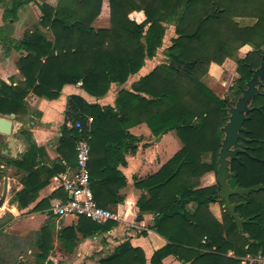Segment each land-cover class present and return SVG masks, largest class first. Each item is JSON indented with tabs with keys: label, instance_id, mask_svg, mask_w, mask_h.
I'll return each instance as SVG.
<instances>
[{
	"label": "trees",
	"instance_id": "16d2710c",
	"mask_svg": "<svg viewBox=\"0 0 264 264\" xmlns=\"http://www.w3.org/2000/svg\"><path fill=\"white\" fill-rule=\"evenodd\" d=\"M2 4L8 7L6 0H0ZM24 4V0H13L7 14H16ZM103 8L109 11L111 28L95 30L92 24ZM41 10V25L54 30V44L38 32L21 43L28 52L20 64L26 81L17 87L1 86L0 114L19 115L31 93L56 100L66 85L81 84L90 95L104 97L113 83L125 84L147 58L157 55L168 26L176 31L177 38L164 50L168 64L141 79L133 87L135 93L122 91L116 109L89 105L78 96L68 103L66 118L81 122L84 129L79 133L65 127L60 141L63 165L55 170L60 173L76 167L77 142L90 137L91 188L102 208L111 209L110 204L120 201L109 197L125 185L112 160L117 146L128 139L129 128L145 123L156 137L175 132L182 144L181 151L157 174L138 184L149 194V198L141 197L138 209L156 215L152 230L168 243L148 262L144 251L127 241L99 264H163L170 256L185 264H242L240 258L264 254V190L230 198L232 204L241 203L235 210L241 219L251 218L242 232L227 209L221 221L210 210L212 204L225 205L219 199L217 172L222 129L231 104L202 82L212 64L222 66L227 59H235L239 78L229 92L235 99L242 97L252 71L264 61V0H60L57 8L44 5ZM133 12H143L146 20L141 24L131 21ZM244 18L255 20L254 25L240 26L237 19ZM247 45L254 50L239 58L238 51ZM258 90L251 105L254 111L247 114L244 123L242 136L246 141H242L240 160L231 161V172L238 174L229 181L232 189L264 185V80ZM131 117L138 123H132ZM89 118L93 119L91 125ZM119 133L124 137L116 139ZM20 134L26 139L28 152L22 161L10 160L8 164L27 174L16 199L26 208L57 172L39 168V150L31 133L23 130ZM101 135L109 139L103 141ZM101 144L106 165L98 163ZM207 155L212 156L211 163L204 161ZM45 174L47 180L39 183ZM48 202L42 201L33 210L48 209ZM79 220L77 231L86 237L115 226L114 222L99 225L84 217ZM38 237L37 263H41L52 250L49 227ZM70 239L76 241V231L63 230L60 240ZM230 252L236 258L228 257Z\"/></svg>",
	"mask_w": 264,
	"mask_h": 264
},
{
	"label": "crops",
	"instance_id": "0c3cea01",
	"mask_svg": "<svg viewBox=\"0 0 264 264\" xmlns=\"http://www.w3.org/2000/svg\"><path fill=\"white\" fill-rule=\"evenodd\" d=\"M12 1L6 0L8 7L5 4L0 5V88L3 84L8 87H17L25 83L26 79L21 73L20 64L28 52L20 45L29 35L38 32L54 44V30L41 25L43 17L41 8L47 5L55 9L60 0H24L25 4L16 14L8 15L6 9L11 10ZM105 6L107 2H104L103 7ZM109 15V11L103 8L100 17L94 20L92 28L109 30L111 28ZM129 18L138 24L146 20L143 12H133ZM168 27L164 46L157 55L147 58L143 68L131 75L125 84L113 83L104 97L90 95L81 84L66 85L56 100H49L31 93L25 98L19 115L0 114V117L13 122L11 139L9 141L7 138L0 139V199L7 185L6 198L0 207V264H99L101 260L113 255L115 250L127 241L134 248L142 249L147 261L150 262L154 253L168 243L155 230H152L156 215L140 212L138 209L141 197L149 198L148 192L138 187V184L157 174L181 151L182 144L175 132L156 137L145 123L135 124L129 128L128 139L121 146H117L116 155L112 160L116 170L122 175L125 185L118 186L119 189L115 191V195H109L110 198L115 197L120 201L110 204L108 208L121 215V222L115 223L108 232L86 237L77 231L79 218L57 219L50 213L53 200L68 199L69 196L63 188V179L75 170V167H68L60 173L55 170L57 165L60 169L63 165V154L60 150L63 130L65 127L71 129L68 126L70 121L66 118L70 98L78 96L89 105L116 109V103L122 91L135 93L133 87L141 79L147 77L160 65L168 64L164 50L172 44L173 39L177 38L175 27ZM240 51L242 52L240 58H243L252 51V47L247 45ZM228 66L236 67L231 60H227L222 66L212 64L202 82L216 93V88ZM142 96L147 97L143 94ZM137 116L139 115L134 114L133 117ZM133 117H131L132 123H138L137 118ZM23 130L31 133L37 145L39 168L57 172L55 177L48 180V185L40 190L36 200L26 208L21 207L16 199L24 189L22 180L27 174L8 164L10 160L22 161L23 156L28 152L26 139L20 134ZM116 136V139L124 137L120 133ZM101 139L106 141L109 137L101 135ZM97 155L101 160L98 163L106 165L107 158L102 144L98 148ZM47 178L48 175L45 174L38 182L44 183ZM46 200L50 204L48 209L33 210L39 203ZM189 209L193 212L195 206L191 204ZM210 210L218 220H222L219 203L212 204ZM45 227L50 229L52 250L45 262L37 263L38 234ZM65 229L76 231L75 242L72 239L67 242L60 240L61 232ZM32 233L33 239L29 243L33 247L27 249L26 238ZM228 257L236 258L233 252H230ZM244 258H240L242 264H245ZM163 264L185 263L175 256H170L163 261Z\"/></svg>",
	"mask_w": 264,
	"mask_h": 264
},
{
	"label": "water",
	"instance_id": "95a60500",
	"mask_svg": "<svg viewBox=\"0 0 264 264\" xmlns=\"http://www.w3.org/2000/svg\"><path fill=\"white\" fill-rule=\"evenodd\" d=\"M252 79L248 82V88L243 92L242 97L238 99L235 105H229L227 110L229 113L228 122L222 129L224 139L222 142L221 151L219 153V167L217 185L220 187L219 199L225 203L224 208L230 213L236 222L240 232H242L243 225L251 222V218L243 220L235 212L236 208L241 205L232 204L230 198L232 196L247 197L253 192H259L264 190V185H258L250 188H242L240 185L234 189L231 188L229 181L237 177V173H232L230 165L232 160H240L238 155L244 149L242 141L246 139L242 136V132H245L244 123L248 119L247 114L254 111L251 107L253 100L257 96L258 88L262 85L264 80V61L261 67L257 70H253ZM13 132V122L10 119L0 117V139H11ZM7 194V185L5 192L0 199V207Z\"/></svg>",
	"mask_w": 264,
	"mask_h": 264
},
{
	"label": "built area",
	"instance_id": "2783aa9c",
	"mask_svg": "<svg viewBox=\"0 0 264 264\" xmlns=\"http://www.w3.org/2000/svg\"><path fill=\"white\" fill-rule=\"evenodd\" d=\"M89 125L93 122L88 119ZM71 129H78L82 133L81 122H69ZM90 132V130H89ZM90 137L81 139L76 147V167L72 174L63 179V188L68 194L66 201L53 200L50 213L57 219L67 217L87 218L92 222L104 225L108 222H121V215L113 209L98 206L91 188L89 163L91 159ZM245 264H264V254L248 255L243 259Z\"/></svg>",
	"mask_w": 264,
	"mask_h": 264
},
{
	"label": "rangeland",
	"instance_id": "374dc122",
	"mask_svg": "<svg viewBox=\"0 0 264 264\" xmlns=\"http://www.w3.org/2000/svg\"><path fill=\"white\" fill-rule=\"evenodd\" d=\"M237 21H238V23H239V25L240 26H242V27H248V26H252V25H254V23H255V20H253V19H237ZM250 46V45H249ZM244 48V47H243ZM243 48H241V49H243ZM240 49V50H241ZM238 51V57L240 58V55H241V51ZM254 50V48L252 47V51ZM251 52V51H250ZM249 53V52H248ZM247 53V54H248ZM246 54V55H247ZM245 55V56H246ZM244 56V57H245ZM243 57V58H244ZM227 60H231L233 63H235V65H236V61H235V59H227ZM226 60V61H227ZM225 61V62H226ZM225 64V63H224ZM223 64V65H224ZM236 68H237V65H236V67L235 66H233L232 68H230V66H228L226 69H225V72L223 73V76H222V79H221V81L219 82V85L217 86V88H216V94L220 97V98H227V99H229V102H230V104L231 105H235V103L237 102V100L238 99H235V98H233L232 96H231V94H230V89H231V87L233 86V84H234V81L236 80V79H238L239 78V76H238V74H237V71H236ZM204 161L206 162V163H211V161H212V156L211 155H207V156H205V158H204ZM219 207H220V210H221V213L223 214V212H224V206H222L220 203H219ZM27 241H28V244H27V249H30L31 247H33V245H31L30 246V243H29V241H31V239H33V233L32 234H28V236H27ZM33 263V262H32ZM34 264V263H33Z\"/></svg>",
	"mask_w": 264,
	"mask_h": 264
}]
</instances>
